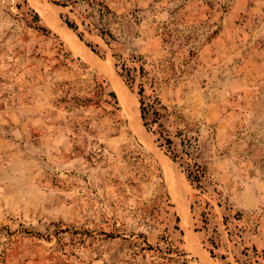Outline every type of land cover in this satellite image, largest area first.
I'll list each match as a JSON object with an SVG mask.
<instances>
[{"label":"rangeland","instance_id":"obj_1","mask_svg":"<svg viewBox=\"0 0 264 264\" xmlns=\"http://www.w3.org/2000/svg\"><path fill=\"white\" fill-rule=\"evenodd\" d=\"M98 2L100 27L142 57L165 127L197 136L205 177L192 184L146 131L113 51L76 14L0 0V264H243L253 248L263 264L264 0ZM29 7L58 39L20 19ZM95 77L122 123L90 101ZM159 188L172 207L155 215Z\"/></svg>","mask_w":264,"mask_h":264},{"label":"trees","instance_id":"obj_2","mask_svg":"<svg viewBox=\"0 0 264 264\" xmlns=\"http://www.w3.org/2000/svg\"><path fill=\"white\" fill-rule=\"evenodd\" d=\"M52 2L62 7H66L69 12L76 14L80 24L87 28L88 31H92L94 34L99 36L113 51L112 56L115 59V68L118 75L122 78L130 90L135 91L138 97L140 104V118L144 128L152 135L154 141L161 149L164 150L165 154H167L172 161L176 162L178 159H182L188 167L187 170H184L186 178L192 184L196 183L199 187H201V179L205 177V168L198 162L199 145L197 136H193L191 138L183 136V131L189 130L187 124H183V129H179L177 126H174L176 130H174L173 133L165 127V124L162 121L164 115L161 112V110L165 109L164 106L160 105L158 100L155 98L150 99L144 95V69L142 57L134 52L123 53L124 46L119 39L108 29L100 27L102 24L99 19L105 13L106 7L93 9V5L101 6V3L98 2V0H52ZM82 2L86 3L87 8L81 7ZM91 6L92 11L90 10ZM17 8L20 10V7ZM96 12L98 15L97 17L95 16ZM21 13L22 16H20V19L25 20V22H27L32 28L46 35L52 34L58 39V37L47 26L41 24L39 14L34 9L29 7L26 11ZM61 18H63L67 27L75 31L77 36L82 40V33L77 32V23L74 20H70L68 16H61ZM59 44L63 46L62 42H59ZM87 45L92 49V51L96 52L93 46L90 44ZM90 101L101 108L105 113L112 115L117 122H123L116 94L113 90H108V84L105 79H99L97 77L94 78V89L92 96L90 97ZM176 119L175 125L182 123L178 115H176ZM174 139H178V142H175ZM168 207H172V204L163 189L159 188L153 197L151 211L155 215L161 214V211L168 213ZM173 215L175 217V221L178 222V217L175 214ZM174 228L179 230L177 225H175ZM207 241L209 242V245L206 244V250L212 257L216 258V254L214 252L216 246L214 242L212 240ZM146 245L150 248L149 244L146 243ZM168 250L171 251L172 248L169 247ZM252 251V256H248L247 253L242 252L244 256H248L243 264H254V262H256V260H254V248ZM261 255L264 256V252H261ZM221 258L224 259L225 257L221 255ZM236 263L239 264L238 260H236Z\"/></svg>","mask_w":264,"mask_h":264},{"label":"bare ground","instance_id":"obj_3","mask_svg":"<svg viewBox=\"0 0 264 264\" xmlns=\"http://www.w3.org/2000/svg\"><path fill=\"white\" fill-rule=\"evenodd\" d=\"M44 13V12H43ZM42 13V14H43ZM44 16L46 17V18H48V19H50L51 20V17L48 15V14H46V13H44ZM124 93V92H123ZM123 93L122 92H120V96H121V99L123 100ZM124 101V100H123ZM137 112V111H136ZM138 114V113H137ZM136 113L134 114L133 112H132V116H133V119L134 118H136V115H137Z\"/></svg>","mask_w":264,"mask_h":264}]
</instances>
